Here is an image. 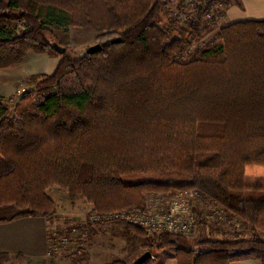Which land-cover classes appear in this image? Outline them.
<instances>
[{
	"label": "trees",
	"instance_id": "trees-1",
	"mask_svg": "<svg viewBox=\"0 0 264 264\" xmlns=\"http://www.w3.org/2000/svg\"><path fill=\"white\" fill-rule=\"evenodd\" d=\"M166 2L0 0V70L29 52L54 53V30L91 29L101 45L92 55L65 51L15 103L0 97V206L50 217L55 187L101 215L145 210L148 195L194 192L251 236L189 243L192 235L148 234L121 220L85 225L147 236L157 250L172 248L177 264H228L235 250L264 264V198L243 196L264 191L244 181L264 177V20L214 21L216 40L203 47L194 14L181 11L190 25L180 26ZM75 254L66 259L86 264L85 251Z\"/></svg>",
	"mask_w": 264,
	"mask_h": 264
},
{
	"label": "crops",
	"instance_id": "crops-1",
	"mask_svg": "<svg viewBox=\"0 0 264 264\" xmlns=\"http://www.w3.org/2000/svg\"><path fill=\"white\" fill-rule=\"evenodd\" d=\"M235 2L228 7L222 21L227 20V22L233 23L246 20H264V0H235ZM93 34L88 35L87 33H83L82 39H86L87 37L92 38L97 35L95 31H93ZM36 55H43L44 58H38ZM58 63L59 59L56 56H51L49 53H27L21 62L10 68L0 70V97L9 99L11 104L15 103L16 92L19 88H22L24 82H28L31 76L51 75ZM46 193L54 201L56 212L62 206V202L69 204L68 206L70 207L72 206V202L78 201L81 203L84 201L78 200V198L71 200L67 194L55 187L49 188ZM199 200L202 199L199 198ZM86 205L88 209H91L90 205L87 203ZM20 213L21 210L14 205L0 206V256L6 255L8 258L13 259L21 257L30 261L45 259L47 257L46 250L49 237L54 231L51 219L57 213L51 217L21 216ZM229 217L231 216L229 215ZM237 226L239 227L240 224H237ZM82 229L81 237L89 257L87 258V262L90 259L94 261L99 255L110 253L111 256L124 258L123 260L125 261H122L124 263H126V260H130L129 262L132 263L147 250L152 255L148 264H177L172 248L171 250L167 248L156 249V254H154L152 251L155 249L154 246L149 249L148 247L150 246H147L144 242H140L139 239H143L145 236H137L133 231L121 227V225H95L92 227L84 225ZM202 229L201 225L195 228L190 239L188 238L190 240L189 243L203 239ZM214 233L210 239H221L218 236L220 234ZM48 258L52 259V257ZM91 260L89 263L86 262V264H92ZM228 264L261 263L247 257L244 252L235 250L231 252Z\"/></svg>",
	"mask_w": 264,
	"mask_h": 264
},
{
	"label": "rangeland",
	"instance_id": "rangeland-1",
	"mask_svg": "<svg viewBox=\"0 0 264 264\" xmlns=\"http://www.w3.org/2000/svg\"><path fill=\"white\" fill-rule=\"evenodd\" d=\"M4 2H7L8 0H3ZM232 4V3H231ZM229 4L226 8L222 5V3L219 0H167L166 2V9H168L170 17H174L175 15H179V25L183 26L185 28H189V23H187L186 16L181 13V11H184L186 13H192L194 14V20L195 22L193 23H198L199 29H198V37L200 38V41L202 42V46H206L209 43H212L216 40V32L217 28L214 26V21L217 22V24L221 23H229L227 20H221L223 19V12L225 13L228 7L231 5ZM207 5H209V8H206ZM183 9V10H182ZM216 18V20L214 19ZM168 17L163 16L162 21L163 23L167 22ZM56 39V43L64 47L66 50V56L67 57H77L80 54L84 53L88 47L93 46L95 44H98L96 36L90 38L87 37L86 39L83 38V33L93 34V30L91 29H83V28H75L72 27L68 31V35H64L61 31H53ZM94 35V34H93ZM196 37V36H195ZM192 50H195V46H192ZM51 56H56L59 61L62 57V55H58L57 53H53L50 51L49 53ZM33 56V55H29ZM38 58H44L43 55H36ZM26 90L29 89L30 87L33 88L34 86L30 85L29 81L24 82V85L22 86ZM17 97V96H16ZM11 105V103L9 102ZM6 102V105H9ZM245 183L248 185H253V186H258V185H264V177H258V176H246L245 177ZM63 192V191H61ZM65 193V192H64ZM66 194V193H65ZM170 193L169 196L163 197L161 199H157L153 195H148L146 196L147 198V205H146V210L148 209V206H154V207H162L166 206V202L169 200V197L171 196ZM244 198L247 199H259V198H264V191L262 192H256V191H248L243 194ZM80 200V198H78ZM194 202L193 204V210L195 211V214L202 216L207 213H209V207L207 205V202L204 200H195V197L193 198ZM69 204L63 203L62 206L58 209L56 216H54L51 219V225L53 226V233L50 235L49 239H56L60 240V238L65 237L67 238L68 235L73 234V236L76 235V240L73 239V241L77 242V245H75V249L71 250L70 253L68 254H56L55 256L51 258L46 257L45 259L41 260H36V261H30L26 260L23 258V260L19 259H13V258H7V259H0V264H72L70 263L67 259L66 256L68 255H73L75 259H79V256L75 254L77 250L80 251H85L86 253V258L88 257V252L84 248V241L82 240V228H84V225L86 224V216H88L90 213H95L91 209H88L86 202H72V206H68ZM196 206V207H195ZM90 208V207H89ZM127 210H132V211H143L141 209H127ZM125 211V210H123ZM54 213V214H55ZM52 216V215H51ZM50 216V217H51ZM215 217L211 220H214ZM206 221V220H205ZM207 225L210 227L209 230H205L204 232V227L202 229L203 231V239L205 238H211L214 232L216 234H220L218 236L221 237V239H232V238H239V237H250L251 234L249 231V228H244L245 226H235L234 221L230 220L229 218H225L223 222L219 221L216 223H213L211 225V221L207 222ZM63 224V225H62ZM82 229V230H81ZM263 239H264V233H262ZM81 239V241H79ZM140 242H144L149 249L154 244V241L150 239L149 237L145 236L143 239H139ZM200 240V239H199ZM71 247H74V244L71 243ZM171 250V249H170ZM154 254H156V249L152 250ZM105 254V253H102ZM54 259V260H53ZM124 258H117L115 256H111L110 253H107L106 255H99L98 258L93 262L92 264H109L112 261L116 260H123ZM90 260L87 262L89 263ZM130 260H126L127 263ZM147 260L144 264H148Z\"/></svg>",
	"mask_w": 264,
	"mask_h": 264
},
{
	"label": "built area",
	"instance_id": "built-area-1",
	"mask_svg": "<svg viewBox=\"0 0 264 264\" xmlns=\"http://www.w3.org/2000/svg\"><path fill=\"white\" fill-rule=\"evenodd\" d=\"M25 91V88H19L16 92V96H20ZM196 194L194 192H175L169 197L166 202V206L154 207L148 206V209L143 211L125 210L116 213L97 214L90 213L86 218L90 223L95 222H108L109 220H121L127 223H131L148 234L150 233H168L173 235L191 236L196 228V220L193 211V198ZM211 210V214L205 215L207 222L212 221L215 217V221L222 220V210L216 208L213 205L208 206ZM208 230V228H206ZM76 235H68L67 238L62 237L60 240L49 239V243L46 250L47 257H53L56 254H68L71 250L75 249L77 245ZM81 241V239H79ZM71 243L74 247H71Z\"/></svg>",
	"mask_w": 264,
	"mask_h": 264
},
{
	"label": "water",
	"instance_id": "water-1",
	"mask_svg": "<svg viewBox=\"0 0 264 264\" xmlns=\"http://www.w3.org/2000/svg\"><path fill=\"white\" fill-rule=\"evenodd\" d=\"M119 39L113 40L111 43H118ZM52 50L57 53L58 55H63L65 53V48L59 46L55 41L51 42L50 44ZM101 45L95 44L93 46L88 47L85 50V54L92 55L100 51ZM152 255L151 252L147 251L141 254L136 260H134L131 264H144L147 260L151 259Z\"/></svg>",
	"mask_w": 264,
	"mask_h": 264
}]
</instances>
